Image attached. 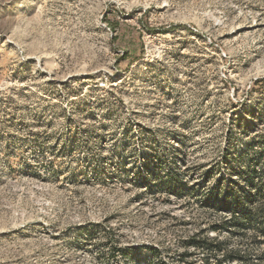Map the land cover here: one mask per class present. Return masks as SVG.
<instances>
[{
	"label": "rangeland",
	"instance_id": "obj_1",
	"mask_svg": "<svg viewBox=\"0 0 264 264\" xmlns=\"http://www.w3.org/2000/svg\"><path fill=\"white\" fill-rule=\"evenodd\" d=\"M248 166L263 187L264 0H0V264H264L202 185Z\"/></svg>",
	"mask_w": 264,
	"mask_h": 264
},
{
	"label": "trees",
	"instance_id": "obj_2",
	"mask_svg": "<svg viewBox=\"0 0 264 264\" xmlns=\"http://www.w3.org/2000/svg\"><path fill=\"white\" fill-rule=\"evenodd\" d=\"M229 175L230 176L228 177L225 173L215 171V174L209 173V176L206 174L202 180L203 187H205L207 183L214 180L213 186L208 189L207 198L214 200L215 204L219 205L218 208L230 214V218L228 220H223L219 225H214L212 230H214L215 233L219 232L221 229L225 230L228 228L243 230L249 224L254 223L257 220H261L259 225L255 226L254 230L264 238V203H262V201H264V195L261 192V190L264 189V184L263 187H260V185H256L254 183L255 171L249 166L244 172L240 170L237 172L232 171ZM235 176L241 179L246 178L248 180V184L251 183L250 186L252 188L255 189L254 186L257 187V190H255L258 192V198L256 197L255 199L259 201V204L254 210H251L250 208V202L252 201L251 196L243 191L242 186L234 185L233 177ZM160 181L162 185L169 190L175 188V185L177 184L176 179L169 175L160 179ZM191 241L194 247L207 250L211 249L213 250L212 252H220L222 248H225L226 244L225 242H216L215 240H201L199 239V236L192 237ZM217 264L250 263L247 262L245 257L239 255V251L229 250L226 255H224V260L218 261Z\"/></svg>",
	"mask_w": 264,
	"mask_h": 264
}]
</instances>
